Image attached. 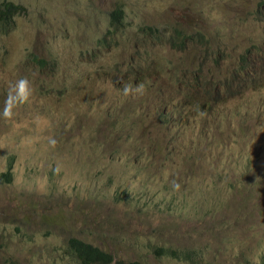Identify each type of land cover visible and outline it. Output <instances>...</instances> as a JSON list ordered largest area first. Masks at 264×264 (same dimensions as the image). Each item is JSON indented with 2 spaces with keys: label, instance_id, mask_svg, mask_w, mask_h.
<instances>
[{
  "label": "rangeland",
  "instance_id": "rangeland-1",
  "mask_svg": "<svg viewBox=\"0 0 264 264\" xmlns=\"http://www.w3.org/2000/svg\"><path fill=\"white\" fill-rule=\"evenodd\" d=\"M7 1L0 264H264V0Z\"/></svg>",
  "mask_w": 264,
  "mask_h": 264
},
{
  "label": "trees",
  "instance_id": "trees-1",
  "mask_svg": "<svg viewBox=\"0 0 264 264\" xmlns=\"http://www.w3.org/2000/svg\"><path fill=\"white\" fill-rule=\"evenodd\" d=\"M26 9L25 7L21 5H16L13 2L7 1V0H0V34H6L12 30L14 27L13 24H11V21L18 15L25 13ZM111 21L109 22V30L111 31L112 28L118 27L122 22L123 17V10L121 7L115 8L111 13ZM148 30H152L151 27H146ZM139 32L143 33L142 26L140 25L138 27ZM194 33L202 34V32L194 31ZM102 42H105V38L101 39ZM132 69L134 70V73H139L142 68L140 65L135 64L132 65ZM144 77V76H142ZM143 81V79H142ZM162 115H165V112L161 110ZM4 176L8 177L9 172H5ZM76 245H79L77 241H74ZM109 257L102 253L101 251L94 252L90 249H82V256L80 259H78L80 264H101V263H107L109 264ZM121 264V263H118Z\"/></svg>",
  "mask_w": 264,
  "mask_h": 264
},
{
  "label": "clouds",
  "instance_id": "clouds-1",
  "mask_svg": "<svg viewBox=\"0 0 264 264\" xmlns=\"http://www.w3.org/2000/svg\"><path fill=\"white\" fill-rule=\"evenodd\" d=\"M142 85L138 86V90L142 89ZM32 85L31 82L26 78L22 77L15 81V83L9 84V89L7 96L4 101V109H3V117L5 119H11L14 115L13 109L18 107L19 105H22L29 101V98L32 95ZM125 94L129 93V89L125 88ZM55 140L51 141V144L55 145ZM176 189H179V185L175 186ZM74 241H77L79 245H76ZM95 245H92L91 243L85 242L82 239H79L77 237H70L68 239V249L71 254V256L76 260L77 264H80L78 259L82 256V249H95ZM103 253V252H102ZM109 257V264H144L143 262L139 260H129L126 262H117L114 261V256L109 253L106 254Z\"/></svg>",
  "mask_w": 264,
  "mask_h": 264
},
{
  "label": "bare ground",
  "instance_id": "bare-ground-1",
  "mask_svg": "<svg viewBox=\"0 0 264 264\" xmlns=\"http://www.w3.org/2000/svg\"><path fill=\"white\" fill-rule=\"evenodd\" d=\"M112 11H113V10H112ZM112 11H111V12H112ZM111 12H110V13H111ZM110 16H111V14H110Z\"/></svg>",
  "mask_w": 264,
  "mask_h": 264
}]
</instances>
